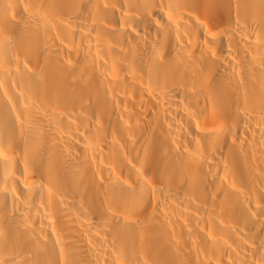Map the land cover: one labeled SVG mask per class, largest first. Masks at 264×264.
Returning <instances> with one entry per match:
<instances>
[{
    "label": "bare ground",
    "instance_id": "obj_1",
    "mask_svg": "<svg viewBox=\"0 0 264 264\" xmlns=\"http://www.w3.org/2000/svg\"><path fill=\"white\" fill-rule=\"evenodd\" d=\"M0 264H264V0H0Z\"/></svg>",
    "mask_w": 264,
    "mask_h": 264
}]
</instances>
